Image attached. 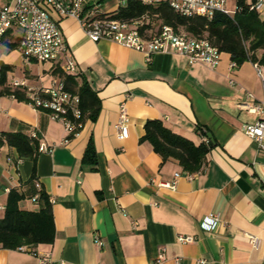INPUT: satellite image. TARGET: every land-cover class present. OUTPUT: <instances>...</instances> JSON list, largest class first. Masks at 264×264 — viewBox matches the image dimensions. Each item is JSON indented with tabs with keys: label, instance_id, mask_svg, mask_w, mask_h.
I'll return each mask as SVG.
<instances>
[{
	"label": "crops",
	"instance_id": "0c3cea01",
	"mask_svg": "<svg viewBox=\"0 0 264 264\" xmlns=\"http://www.w3.org/2000/svg\"><path fill=\"white\" fill-rule=\"evenodd\" d=\"M92 2L107 14L121 5L120 0H86ZM12 3L0 0V5ZM256 12L264 17V10ZM52 15L76 71H63V60H25L17 48L20 32L12 28L0 46V91L19 89L28 98L13 81L38 87L69 74L75 87L88 84L99 108L93 118L84 115L69 136L46 110L0 92V134L34 132L38 144L52 145L38 151L34 162L14 146L0 144V218L10 188L24 194L20 208L38 209L29 195L33 177L50 199L54 226L50 243L0 246V264H40L45 255L44 264H264V147L242 129L258 117L249 107L264 97L254 62L231 68L225 51L214 67L170 50L146 60L140 50L106 38L92 40L75 19ZM121 102L129 115L123 140L115 129ZM154 118L195 144L203 137L208 141L211 133L213 146L191 176L177 159H163L142 138L145 121ZM89 143L95 162L84 158ZM175 172L180 173L175 186L160 184L172 181ZM210 212L218 217L214 229L201 225ZM246 233L260 238L258 248ZM179 235L193 240L182 242Z\"/></svg>",
	"mask_w": 264,
	"mask_h": 264
},
{
	"label": "built area",
	"instance_id": "2783aa9c",
	"mask_svg": "<svg viewBox=\"0 0 264 264\" xmlns=\"http://www.w3.org/2000/svg\"><path fill=\"white\" fill-rule=\"evenodd\" d=\"M159 0H142L145 3H154ZM168 5L182 16H202L212 18L215 12L233 16L243 8L248 10H264V0H234L232 8L227 7V0H165ZM241 1V2H240ZM124 5V0H120ZM57 17H70L75 19L83 32L92 40L106 38L122 45L135 48L145 54L146 60L156 51L170 50L185 56L189 62H199L210 67L216 66L221 60L222 51L213 45L206 36L194 35L182 28L174 29L171 25L160 24L157 28H142L144 22L139 18L122 20L112 18L100 10L98 2L86 3V0H14L12 4L0 5V46L5 33L12 28L19 30L17 48L25 60L57 62L63 60L61 69L65 72H75L76 63L69 53L66 42L59 29ZM238 64L231 60L230 67ZM261 77L262 91H264V75L260 73L261 66L254 62ZM13 85H20L28 94L29 103L48 112L50 118L61 121L71 132L75 127L81 126L77 121L81 116L78 105L79 96L65 86L63 79L55 77L49 85L32 87L24 82L13 81ZM251 97L252 94L248 93ZM258 117L252 123L242 126L243 131L250 136L258 147H264V97L249 107ZM116 136L123 140L129 134V115L124 102L119 104L118 118L115 122ZM30 138L36 135L31 132ZM207 141L206 137H203ZM51 146L38 144V151L51 150ZM188 176L191 173L186 172ZM179 172L174 173L172 181H161V185L175 186ZM40 190L38 181L34 182ZM38 191L31 196L37 202ZM50 201V199H49ZM218 223L217 214L210 212L203 217L201 225L206 229H214ZM253 248H258L260 238L255 234L246 233ZM182 242L193 240L192 236L179 235ZM95 242L101 244L98 237ZM23 247V246H20ZM48 260L45 255L40 264ZM201 262L203 260H200Z\"/></svg>",
	"mask_w": 264,
	"mask_h": 264
},
{
	"label": "trees",
	"instance_id": "16d2710c",
	"mask_svg": "<svg viewBox=\"0 0 264 264\" xmlns=\"http://www.w3.org/2000/svg\"><path fill=\"white\" fill-rule=\"evenodd\" d=\"M239 1V0H236ZM241 2V1H240ZM112 18L122 20L141 19L145 22L142 28H153V19L160 20V24L171 25L174 29L182 28L194 35L206 36L208 40L221 51L228 52L231 60L240 64L244 60H251L264 65V17H260L255 10L243 8L233 16L215 12L212 18L202 16H182L175 12L165 0L154 3H145L141 0H126L117 10L108 14ZM66 88L79 96L81 116L77 120L83 122L84 115L91 118L99 108V100L86 82L75 87L76 81L72 75L63 77ZM4 81V70L0 71V84ZM0 92L14 95L18 99H26L25 93L19 89L4 88ZM80 128L75 127L69 136ZM143 139L151 142L154 150L163 159L173 157L178 160L187 172L197 171L203 164L206 154L213 143L202 141L195 144L170 128L166 127L160 119H147L144 123ZM202 135L207 129L198 127ZM6 142L14 146L19 155L29 157L34 162L38 153V143L35 139L21 132H5L0 134V144ZM84 158L95 162L94 150L89 143ZM31 196L38 191V209L27 210L18 206V201L24 196L16 188H10L7 195L3 216L0 218V246L5 248H18L23 245L50 243L54 237L51 203L48 195L37 190L33 177L30 179Z\"/></svg>",
	"mask_w": 264,
	"mask_h": 264
},
{
	"label": "rangeland",
	"instance_id": "374dc122",
	"mask_svg": "<svg viewBox=\"0 0 264 264\" xmlns=\"http://www.w3.org/2000/svg\"><path fill=\"white\" fill-rule=\"evenodd\" d=\"M233 1L234 0H227V7L228 8H232V6H233ZM141 20L143 21V22H145V20H144V18H141ZM153 21H154V23H153V28L152 29H155V28H157L159 25H160V20L158 21V20H154L153 19Z\"/></svg>",
	"mask_w": 264,
	"mask_h": 264
},
{
	"label": "water",
	"instance_id": "95a60500",
	"mask_svg": "<svg viewBox=\"0 0 264 264\" xmlns=\"http://www.w3.org/2000/svg\"><path fill=\"white\" fill-rule=\"evenodd\" d=\"M207 137H208L209 141L213 143V137H212L210 132H207Z\"/></svg>",
	"mask_w": 264,
	"mask_h": 264
}]
</instances>
